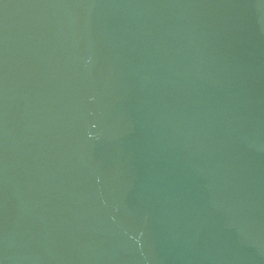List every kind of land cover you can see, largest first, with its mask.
<instances>
[{"label": "water", "instance_id": "water-1", "mask_svg": "<svg viewBox=\"0 0 264 264\" xmlns=\"http://www.w3.org/2000/svg\"><path fill=\"white\" fill-rule=\"evenodd\" d=\"M0 264H264V0H0Z\"/></svg>", "mask_w": 264, "mask_h": 264}]
</instances>
